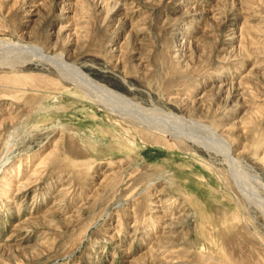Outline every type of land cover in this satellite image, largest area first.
Wrapping results in <instances>:
<instances>
[{
	"label": "rangeland",
	"instance_id": "rangeland-1",
	"mask_svg": "<svg viewBox=\"0 0 264 264\" xmlns=\"http://www.w3.org/2000/svg\"><path fill=\"white\" fill-rule=\"evenodd\" d=\"M0 264H264V0H0Z\"/></svg>",
	"mask_w": 264,
	"mask_h": 264
},
{
	"label": "bare ground",
	"instance_id": "bare-ground-1",
	"mask_svg": "<svg viewBox=\"0 0 264 264\" xmlns=\"http://www.w3.org/2000/svg\"><path fill=\"white\" fill-rule=\"evenodd\" d=\"M82 78L86 81V83L87 82H89L90 84H96V85H98V87H100L101 89H104L105 87H103L102 85H100V84H98V83H95L93 80H89V79H87V77L86 76H83L82 75ZM112 93L110 94L111 96H118L119 94L118 93H115V92H113V91H111ZM113 94H115V95H113ZM115 96V97H116ZM112 114V113H111ZM114 115V114H113ZM115 116V115H114ZM224 147V146H223ZM227 150H229V146H227L226 145V147H225ZM8 156H5L4 158H3V160L1 161L3 164H4V162H7L8 161ZM43 159V158H42ZM40 163H42V162H40ZM18 167V166H17ZM26 187V184H24L23 186H22V188H25ZM21 188H18V190H20ZM129 261H131V260H129Z\"/></svg>",
	"mask_w": 264,
	"mask_h": 264
}]
</instances>
